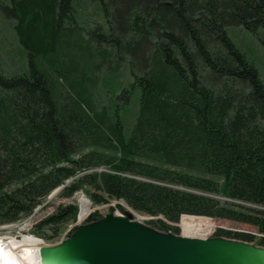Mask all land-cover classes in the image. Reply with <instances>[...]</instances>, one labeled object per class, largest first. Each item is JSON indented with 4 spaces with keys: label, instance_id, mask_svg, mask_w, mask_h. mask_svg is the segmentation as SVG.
<instances>
[{
    "label": "trees",
    "instance_id": "16d2710c",
    "mask_svg": "<svg viewBox=\"0 0 264 264\" xmlns=\"http://www.w3.org/2000/svg\"><path fill=\"white\" fill-rule=\"evenodd\" d=\"M91 1L104 19L91 28L76 24L75 0L0 6L28 59L16 75L0 62V224L29 215L57 188L71 197L88 187L93 204L124 201L157 230L178 234L171 223L182 215L208 216L254 226L264 247V81L227 34L264 31V0ZM72 32L69 55L61 45ZM124 63L131 81L114 106L96 108L93 68L114 74ZM136 89L127 132L120 112ZM130 157L222 177L230 202L210 196L218 184L209 178ZM77 213L59 205L33 234L55 237ZM207 223L183 217L191 230L207 232ZM214 236L257 238L221 228Z\"/></svg>",
    "mask_w": 264,
    "mask_h": 264
},
{
    "label": "rangeland",
    "instance_id": "374dc122",
    "mask_svg": "<svg viewBox=\"0 0 264 264\" xmlns=\"http://www.w3.org/2000/svg\"><path fill=\"white\" fill-rule=\"evenodd\" d=\"M5 2L6 0H0V6L4 5ZM75 8L77 25L84 28H91L96 23H104V19L100 14V11L98 10V5L95 2H92L91 0H75ZM12 25V19L6 17L2 9L0 8V62L3 72L7 75H16L26 72L28 66L26 50L19 43ZM72 34L73 35L70 34L69 42H63V44L61 45V50L66 51L69 55L73 53L71 50V46L74 37L77 38V35L79 33L72 32ZM227 34L234 43V45L241 52H243L247 59L256 67L260 79L264 81V31L260 30L257 34H254L241 26H229L227 27ZM78 53L79 56H84V54L80 51H78ZM64 59L65 58L63 57V60ZM93 73L96 77V80L93 85V88L91 89V98L95 107L99 108L102 106H114V104L116 103L115 95L120 91V88H122L124 85L131 81V76L127 65L125 63L119 65L117 71L114 74H108L105 68L99 65L93 68ZM138 95L139 92L138 89H136L132 95L130 103L120 112L127 132L130 130L137 112ZM89 150H97L104 154H114L117 156L120 155L117 152H112L100 148H89ZM130 158L140 161H146L152 164H156L160 167L175 169L141 158ZM100 169L101 168H98L97 170ZM175 170L179 172H186L194 176L206 177L217 182L218 192L210 194V196L216 198L222 204L230 202V200L225 195L224 182L222 177L215 175H207L193 170L179 168H176ZM87 190L88 187L82 188L75 192L71 197H60L57 194L58 191H56L55 193L52 192L49 196L46 197V199H44L43 203L37 206L29 215L22 216L20 219L12 223L0 224V246H4L7 243L13 241L21 242V240H23L24 238H35L36 240L38 239L37 241H39V247L42 245L39 239H42L43 243L48 245L58 244L63 241V239L67 237V235H69L73 231V229H75L79 224L87 222L86 220L89 217L90 213L94 211H97L101 216L107 213L124 215L125 212H129L133 219L140 221L146 225H148L147 223L149 219H154V217L133 210L124 201L110 200L105 204H93L88 197ZM81 198H86L90 202L88 205V214L86 213V217L80 220L78 214L80 211L79 201ZM69 203L75 204L78 207L76 219L62 225L57 236L44 239L33 234L32 225L34 223H36L44 216L53 212L59 205H65ZM185 216L207 218L210 219L212 223H207L205 224V226H202L206 228L209 227V230L207 232L197 230L201 228V226H199L196 230H191L188 227H183V217ZM171 226L177 227L178 234L180 235L200 238L214 236V233L218 228L230 231L247 232L254 234L257 237L252 242H250L255 245H258V237L260 236L254 226H250L248 224L236 221L216 219L213 217L200 215L184 214L180 217L177 223H171Z\"/></svg>",
    "mask_w": 264,
    "mask_h": 264
},
{
    "label": "water",
    "instance_id": "95a60500",
    "mask_svg": "<svg viewBox=\"0 0 264 264\" xmlns=\"http://www.w3.org/2000/svg\"><path fill=\"white\" fill-rule=\"evenodd\" d=\"M38 254L40 264H264L263 246L163 232L129 212L81 223L60 243L41 245Z\"/></svg>",
    "mask_w": 264,
    "mask_h": 264
},
{
    "label": "bare ground",
    "instance_id": "6f19581e",
    "mask_svg": "<svg viewBox=\"0 0 264 264\" xmlns=\"http://www.w3.org/2000/svg\"><path fill=\"white\" fill-rule=\"evenodd\" d=\"M89 200L81 198L79 201V219L88 214ZM87 213V214H86ZM38 240V239H37ZM35 238H24L21 242H9L0 246V264H40L38 242Z\"/></svg>",
    "mask_w": 264,
    "mask_h": 264
},
{
    "label": "built area",
    "instance_id": "2783aa9c",
    "mask_svg": "<svg viewBox=\"0 0 264 264\" xmlns=\"http://www.w3.org/2000/svg\"><path fill=\"white\" fill-rule=\"evenodd\" d=\"M41 241V244L44 245L45 243H43L42 239H39Z\"/></svg>",
    "mask_w": 264,
    "mask_h": 264
}]
</instances>
